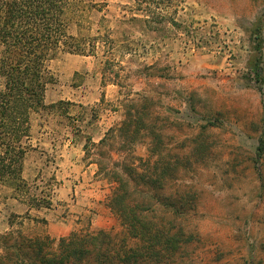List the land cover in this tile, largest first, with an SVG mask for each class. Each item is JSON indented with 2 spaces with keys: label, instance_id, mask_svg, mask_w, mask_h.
<instances>
[{
  "label": "rangeland",
  "instance_id": "374dc122",
  "mask_svg": "<svg viewBox=\"0 0 264 264\" xmlns=\"http://www.w3.org/2000/svg\"><path fill=\"white\" fill-rule=\"evenodd\" d=\"M95 2L102 10L85 23L91 34L101 29L97 56L63 52L51 62L56 82L46 100L64 103L35 113L33 130L59 114L66 123L90 113L99 120L102 108L116 115L110 130L125 122L129 99L147 104L153 135L142 129L132 141L115 132L100 149L89 142V157L112 189L107 171L122 172L132 157L138 171L148 165L156 219L181 229L174 261L138 264H264V0ZM148 5L144 25L137 18ZM102 68L117 79L118 99L94 103V111L87 100L72 101L89 86L100 91ZM25 229L17 222L13 230ZM112 230H122L119 219Z\"/></svg>",
  "mask_w": 264,
  "mask_h": 264
},
{
  "label": "trees",
  "instance_id": "16d2710c",
  "mask_svg": "<svg viewBox=\"0 0 264 264\" xmlns=\"http://www.w3.org/2000/svg\"><path fill=\"white\" fill-rule=\"evenodd\" d=\"M101 10L102 5L95 0H0V186L10 185L21 195L27 192L22 170L31 147L33 115L54 111L64 103H47L48 87L56 82L50 64L62 52L97 56L101 29L91 34V24L86 26L85 22L90 13ZM145 11L148 14L150 7ZM260 70L255 64L253 73L258 75ZM147 109V104L129 99L125 122L108 130L93 145L100 149L108 136L116 137L115 132L132 141L142 129L153 135V126L146 123ZM103 154L102 150L98 153L100 157ZM135 160L132 157L123 163L122 172H106L113 184L108 204L120 221L121 231L75 230L55 238L11 230L0 234V264H138L152 258L174 261L181 229L174 232L173 220L164 224L163 217L156 219L151 191L155 174L148 165L138 171ZM97 163L101 170L106 168L100 160ZM31 203L37 207L51 204L43 197L32 198Z\"/></svg>",
  "mask_w": 264,
  "mask_h": 264
},
{
  "label": "crops",
  "instance_id": "0c3cea01",
  "mask_svg": "<svg viewBox=\"0 0 264 264\" xmlns=\"http://www.w3.org/2000/svg\"><path fill=\"white\" fill-rule=\"evenodd\" d=\"M151 12L142 13L141 20H137L145 25ZM163 20L161 17L159 21ZM108 74L103 68L100 70L99 92L89 86L85 94L72 93V101L85 104L83 100H87L86 104H91L89 110L94 111V103L117 100L119 83ZM58 116L55 124L40 125L35 131L32 123L31 147L22 170V178L29 186L27 192L21 195L10 185L0 186V233L13 230L17 222L28 234L44 233L55 238L75 230H111L118 225L108 204L112 185L100 177L96 163L86 154L89 139L98 143L116 115L102 108L99 120L92 119V113L81 121L76 115L71 123L64 122L61 114ZM37 197H48L51 204L34 206L31 199Z\"/></svg>",
  "mask_w": 264,
  "mask_h": 264
}]
</instances>
